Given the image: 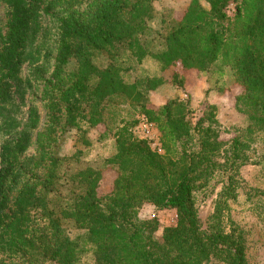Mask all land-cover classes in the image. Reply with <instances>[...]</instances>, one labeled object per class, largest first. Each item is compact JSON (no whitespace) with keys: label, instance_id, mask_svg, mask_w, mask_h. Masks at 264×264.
<instances>
[{"label":"trees","instance_id":"trees-1","mask_svg":"<svg viewBox=\"0 0 264 264\" xmlns=\"http://www.w3.org/2000/svg\"><path fill=\"white\" fill-rule=\"evenodd\" d=\"M153 1L0 0V264H76L84 253L93 264H202L209 255L244 264L241 238L207 235L196 217L191 181L208 159L200 156L217 151L212 133L193 143L185 102L174 98L154 107L148 95L163 80H128L129 67L121 69L115 57L121 50L135 64L150 58L161 70H172L169 82L179 89L184 72L206 73L218 63L239 87L233 107L245 116L241 131L264 134V0H189L151 49L144 39ZM83 3L81 12L60 21L53 82L42 89L41 107L48 112L47 128L59 119L63 139L68 134L86 144L89 131L100 126L99 137H108L113 148L98 166L65 177L73 189L54 208L40 190L53 186L64 158L50 152L49 134L35 137L39 163L45 158L47 164L44 179L28 176L30 164L19 160L40 121L37 106L25 101L29 79L21 69L32 58L28 49L40 35L42 15ZM98 54L106 55V65L94 64ZM69 60L75 68L66 71ZM121 105L133 115L120 116ZM140 119L154 128L161 153L139 137ZM106 170L114 176L109 190L99 194ZM231 195L228 184L223 196ZM143 205L176 212L175 224L164 227L159 239L153 235L156 219L138 217ZM62 221L77 231L73 237Z\"/></svg>","mask_w":264,"mask_h":264},{"label":"rangeland","instance_id":"rangeland-1","mask_svg":"<svg viewBox=\"0 0 264 264\" xmlns=\"http://www.w3.org/2000/svg\"><path fill=\"white\" fill-rule=\"evenodd\" d=\"M189 0H154L152 2L155 14L147 22V38H143L148 47L155 49L160 45L161 37L173 24V18H178ZM80 6L66 9L56 8L42 15L40 35L28 49L32 58L22 66L21 77L29 79L25 101L37 106L40 121L33 131L32 144L20 156L19 160L30 164L28 176L37 180L44 179L47 173L45 158L39 163L36 135L45 136L50 152L58 158H64L56 166V178L53 186L40 190L50 207H56V200L68 195L73 187L65 177L86 167L98 166L100 160L112 152V141L108 137L100 138L102 127L91 129L87 135L86 144L74 142L69 136L65 139L60 134L59 119L51 128H47L46 115L48 112L41 107L42 89L52 80L54 58L58 48L60 21L72 11L81 12ZM227 13L231 6L227 7ZM3 10L0 9V22L4 20ZM115 61L122 68L129 67L126 75L129 79L140 76H156L163 80L161 88L148 95V102L159 107L168 99H179L185 102L187 119L191 125L190 136L193 143L201 137L212 133L209 140L218 144L214 154L208 156L206 162L197 166L192 177V196L196 217L201 230L210 236L241 238L243 244L244 264H264V134L244 135L241 131L246 125L245 116L233 107V98L239 92L227 69L213 64L206 73L194 70L184 72L183 89L175 88L169 82L171 69L161 70L159 65L150 58H143L135 64L129 54L120 52ZM108 63L105 54H98L94 64L104 66ZM75 63L69 60L64 70H74ZM180 71V69H178ZM44 101V100H43ZM22 112L25 108L21 109ZM120 116L126 118L132 111L119 107ZM133 115V113L131 114ZM118 118L116 117V121ZM116 123V122H115ZM113 121H108V127H113ZM72 135V134H71ZM235 145L233 153L232 144ZM113 172L106 170L98 188L99 194L106 193L113 179ZM229 180V182H228ZM232 186L230 198L223 196L224 188ZM141 219L155 218L158 224L154 237L160 238L164 227L173 226L176 222V212L173 208L154 210L149 205H143L138 212ZM62 227L73 237L77 231L68 221H62ZM76 264H93L89 253L80 256ZM202 264H227L222 258L209 255Z\"/></svg>","mask_w":264,"mask_h":264},{"label":"built area","instance_id":"built-area-1","mask_svg":"<svg viewBox=\"0 0 264 264\" xmlns=\"http://www.w3.org/2000/svg\"><path fill=\"white\" fill-rule=\"evenodd\" d=\"M137 131L140 138L146 139L148 141L151 149H153L158 154L161 153L158 137L151 124L140 119L137 125Z\"/></svg>","mask_w":264,"mask_h":264}]
</instances>
